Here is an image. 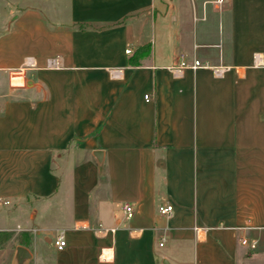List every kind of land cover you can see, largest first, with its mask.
I'll return each mask as SVG.
<instances>
[{"label": "crops", "instance_id": "obj_1", "mask_svg": "<svg viewBox=\"0 0 264 264\" xmlns=\"http://www.w3.org/2000/svg\"><path fill=\"white\" fill-rule=\"evenodd\" d=\"M215 1L0 0V257L264 264V0Z\"/></svg>", "mask_w": 264, "mask_h": 264}, {"label": "built area", "instance_id": "obj_2", "mask_svg": "<svg viewBox=\"0 0 264 264\" xmlns=\"http://www.w3.org/2000/svg\"><path fill=\"white\" fill-rule=\"evenodd\" d=\"M223 2H225V0H216L215 3L216 4H222ZM130 53L129 50H125L124 51V54L125 55H128ZM199 68H206L205 65H201L198 61L194 60L192 62V65L190 66V69L194 70V69H199ZM228 68L226 67H215V68H212L211 69V74H212V77L213 78H219L221 77V75L227 71ZM172 75L175 77V76H178L179 75V70H173L172 71ZM111 76L113 78H116L118 77V72L117 71H114L112 72ZM144 100L146 101V97L144 96L143 97ZM5 204H7L5 202ZM121 210L124 214V217L125 219H129L131 217V207L128 205V204H123L122 207H121ZM171 211H172V207L170 205H161V206H158L157 207V213L161 216H164V217H169L171 215ZM243 242V241H242ZM64 241H63V238H62V235H58L56 237V240L54 241V247L56 250H61L63 247H64ZM159 246H161V244H159ZM254 244L251 243V248H253Z\"/></svg>", "mask_w": 264, "mask_h": 264}, {"label": "water", "instance_id": "obj_3", "mask_svg": "<svg viewBox=\"0 0 264 264\" xmlns=\"http://www.w3.org/2000/svg\"><path fill=\"white\" fill-rule=\"evenodd\" d=\"M92 157L95 161V164L98 168L102 165V152L101 151H93ZM30 260V253L27 249L22 246H16L13 250L10 264H28Z\"/></svg>", "mask_w": 264, "mask_h": 264}, {"label": "trees", "instance_id": "obj_4", "mask_svg": "<svg viewBox=\"0 0 264 264\" xmlns=\"http://www.w3.org/2000/svg\"><path fill=\"white\" fill-rule=\"evenodd\" d=\"M136 54L137 55H148L149 54V46H144L142 48H139L137 51H136ZM134 58H137V57H134ZM133 62V61H132ZM131 62V63H132ZM10 234L9 233H6V232H0V246L6 241L8 240ZM22 244H25V245H28L29 244V241L28 240H25L24 242L22 241L21 242Z\"/></svg>", "mask_w": 264, "mask_h": 264}, {"label": "rangeland", "instance_id": "obj_5", "mask_svg": "<svg viewBox=\"0 0 264 264\" xmlns=\"http://www.w3.org/2000/svg\"><path fill=\"white\" fill-rule=\"evenodd\" d=\"M16 3V2H15ZM16 4H18V5H20V3H16ZM46 5H47V3H46ZM7 7V9L8 10H11V9H13V7L12 6H6ZM20 7V6H19ZM13 15L14 14H12V16L11 17H13ZM10 17V18H11ZM12 256V255H11ZM3 257V256H2ZM2 257H0V264H9V260H10V254H7L6 256H5V258L3 259ZM161 263V262H160Z\"/></svg>", "mask_w": 264, "mask_h": 264}]
</instances>
